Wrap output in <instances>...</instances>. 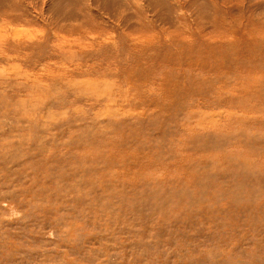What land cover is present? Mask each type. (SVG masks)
<instances>
[{"label": "rangeland", "instance_id": "rangeland-1", "mask_svg": "<svg viewBox=\"0 0 264 264\" xmlns=\"http://www.w3.org/2000/svg\"><path fill=\"white\" fill-rule=\"evenodd\" d=\"M0 264H264V0H0Z\"/></svg>", "mask_w": 264, "mask_h": 264}]
</instances>
